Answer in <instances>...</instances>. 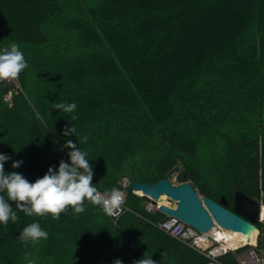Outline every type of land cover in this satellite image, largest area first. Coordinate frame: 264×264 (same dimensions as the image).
<instances>
[{
    "label": "trees",
    "instance_id": "obj_1",
    "mask_svg": "<svg viewBox=\"0 0 264 264\" xmlns=\"http://www.w3.org/2000/svg\"><path fill=\"white\" fill-rule=\"evenodd\" d=\"M13 43L28 67L17 87L0 82L6 173L34 182L70 163L68 139L87 153L101 193L129 184L115 221L88 201L59 219L17 210L15 223L0 224V264H133L144 254L206 264L155 227L163 216L130 183L178 165L175 183L227 209L236 191L255 199L259 179L264 188V0H0V50ZM33 222L48 238L25 244L18 237ZM220 260L237 264L233 252Z\"/></svg>",
    "mask_w": 264,
    "mask_h": 264
},
{
    "label": "clouds",
    "instance_id": "obj_2",
    "mask_svg": "<svg viewBox=\"0 0 264 264\" xmlns=\"http://www.w3.org/2000/svg\"><path fill=\"white\" fill-rule=\"evenodd\" d=\"M28 67L19 45L13 43L10 47L0 50V82L15 80L20 73ZM52 108L71 113L76 104L52 102ZM76 119L75 116L72 117ZM75 135L72 125L64 130V136ZM85 137L83 141L85 142ZM64 147L70 149L67 153L70 163L61 160L58 169L49 167L41 178L29 182L18 172L5 171V163L10 159L6 154L0 153V224L8 225L9 221L15 223L18 219L17 210L27 216L51 215L53 219H59L61 213L71 208L75 213L85 211V201L93 205L101 206L109 215L114 214L123 203L122 192L113 188L101 193L92 183L93 168L87 159V153L80 150L72 140H65ZM23 161H14L12 168L16 169ZM9 201L15 202V210ZM48 238L47 231L41 229L38 222H33L22 229L18 237L25 244L38 243ZM27 259V257H26ZM28 264H35V260H29ZM114 264H123L119 259ZM133 264H156L151 256L145 255Z\"/></svg>",
    "mask_w": 264,
    "mask_h": 264
},
{
    "label": "water",
    "instance_id": "obj_3",
    "mask_svg": "<svg viewBox=\"0 0 264 264\" xmlns=\"http://www.w3.org/2000/svg\"><path fill=\"white\" fill-rule=\"evenodd\" d=\"M179 171L175 165L167 171V176L154 183L134 180L130 183V190L146 201L159 200L165 196L170 206L159 204L157 210L167 216L174 217L199 232H208L215 225L223 229L239 232L246 236L247 241L252 229H256L258 222V203L241 191L233 195V210L225 207L221 198L218 202L201 196L189 181L172 182L171 176ZM264 250V236L262 241Z\"/></svg>",
    "mask_w": 264,
    "mask_h": 264
},
{
    "label": "built area",
    "instance_id": "obj_4",
    "mask_svg": "<svg viewBox=\"0 0 264 264\" xmlns=\"http://www.w3.org/2000/svg\"><path fill=\"white\" fill-rule=\"evenodd\" d=\"M9 97L10 93L5 96V99L8 100ZM128 184L129 182L127 179H123L121 187H116L122 192L124 200L125 187ZM138 195L141 196V194ZM124 200L121 207L115 210L114 214L109 215L114 221L126 210ZM255 200L258 203V222L255 229L257 234L253 241L246 240L236 247H230L223 239L218 238L217 232H219L221 228L217 225L208 232H199L182 221L159 212L157 207L159 204H163L159 203V200L155 201V204L151 201H147L144 208L147 211H156L161 214L163 218L154 223L155 227L175 241L204 256L207 259L206 264H224L221 262L220 257L227 252L235 253L237 264H264L263 246L259 247V242L261 241L262 243L264 236V188L259 189ZM165 205L170 206V203Z\"/></svg>",
    "mask_w": 264,
    "mask_h": 264
},
{
    "label": "bare ground",
    "instance_id": "obj_5",
    "mask_svg": "<svg viewBox=\"0 0 264 264\" xmlns=\"http://www.w3.org/2000/svg\"><path fill=\"white\" fill-rule=\"evenodd\" d=\"M137 193L141 194L140 192ZM159 203L168 204L169 202L167 201V198L163 195L160 197ZM256 234L257 231L255 229H252L249 235V241H253ZM217 236L219 239H223L226 244L230 247H236L247 240L245 235L236 231L223 228H221L220 231L217 232Z\"/></svg>",
    "mask_w": 264,
    "mask_h": 264
},
{
    "label": "rangeland",
    "instance_id": "obj_6",
    "mask_svg": "<svg viewBox=\"0 0 264 264\" xmlns=\"http://www.w3.org/2000/svg\"><path fill=\"white\" fill-rule=\"evenodd\" d=\"M11 81H13V82L15 83L16 87L18 86L17 83H16V80H11ZM171 181H172V182H175V179H174V178H171ZM258 187H259V189L262 188V185H261V181H260V179H259ZM167 201H168V200H167ZM168 202H169V201H168Z\"/></svg>",
    "mask_w": 264,
    "mask_h": 264
},
{
    "label": "flooded vegetation",
    "instance_id": "obj_7",
    "mask_svg": "<svg viewBox=\"0 0 264 264\" xmlns=\"http://www.w3.org/2000/svg\"><path fill=\"white\" fill-rule=\"evenodd\" d=\"M229 210H233V208L232 209H229Z\"/></svg>",
    "mask_w": 264,
    "mask_h": 264
}]
</instances>
